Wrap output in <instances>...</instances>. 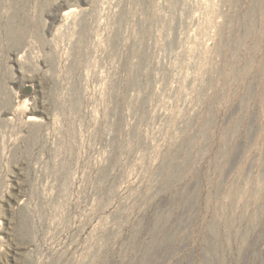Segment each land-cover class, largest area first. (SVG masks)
I'll use <instances>...</instances> for the list:
<instances>
[{"label": "rangeland", "instance_id": "obj_1", "mask_svg": "<svg viewBox=\"0 0 264 264\" xmlns=\"http://www.w3.org/2000/svg\"><path fill=\"white\" fill-rule=\"evenodd\" d=\"M0 264H264V0H0Z\"/></svg>", "mask_w": 264, "mask_h": 264}]
</instances>
